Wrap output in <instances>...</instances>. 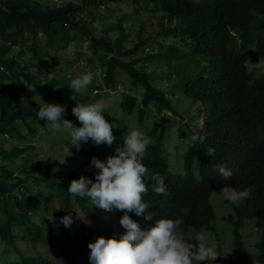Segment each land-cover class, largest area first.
Segmentation results:
<instances>
[{
    "label": "trees",
    "instance_id": "obj_1",
    "mask_svg": "<svg viewBox=\"0 0 264 264\" xmlns=\"http://www.w3.org/2000/svg\"><path fill=\"white\" fill-rule=\"evenodd\" d=\"M97 22L101 23L100 31L93 27ZM231 30H237L236 36L221 43L229 47L228 52L234 57L239 81L242 75H251L246 66L248 50L254 47L264 55V0H69L62 5L52 0H0V238L4 242L0 264H55L49 251L53 242L60 246V264H79L82 251L90 254L88 245L97 240L87 234L97 221L106 222L108 233L119 230L126 210L107 212L95 205L90 207L89 198L78 196L75 207L79 211L72 210L73 201L67 189L81 176L95 182L99 170H77L93 155L115 156L116 148L123 146L124 137L131 130L141 131L153 141L146 149L148 158L143 163L157 172L154 174L165 175L163 178L169 183V195L162 196L155 194L151 182L146 180L148 192L142 198L151 206L148 211L153 213L152 220L179 218L196 230H215L209 198L218 182L197 177L189 160L185 175L169 174L172 166L163 141L175 146L176 138L180 139L184 146L182 161L200 154L206 165L203 155L209 147L215 150V156L231 160L235 171L228 182L251 189L253 203L247 207L246 216L255 219L262 230L256 264H264V91L257 93L245 82L242 104L227 112L228 132L221 137L213 135L203 143L193 144L190 136L185 137L190 129L188 124L183 123L179 135L175 134L168 113L177 109L170 95L173 89L195 100L219 98L217 107L209 109L214 112L230 101L234 89L231 79L220 72L212 73L214 68L208 63L215 39L226 37L228 41ZM148 31L150 36L146 35ZM162 36L165 38L160 39ZM85 41L91 50L87 57L82 51ZM71 45L76 50L65 58L64 65L48 62L47 68L42 67L53 51L65 52ZM161 46L166 56L155 63L160 58ZM171 51L185 56L169 64ZM225 58L219 56L217 65H222ZM77 64H83V70ZM63 67L66 72L60 77L49 75ZM88 69L94 72L93 81L75 95L68 86ZM210 74L213 82L208 81ZM192 82L199 89L196 96L190 93ZM118 89L119 106L102 100ZM43 102L65 105L63 118L76 127H82L72 113L77 104L103 103L105 118L113 125L114 143L96 145L89 139L81 142L77 151L70 145L69 130L50 131L45 127L46 121L38 119L37 111ZM130 116L135 117L136 124L130 122ZM243 124L246 129H240ZM248 139V146L244 143L238 150L228 146ZM54 149L62 157L52 160L50 153ZM59 149L73 155H59ZM40 179L48 181L50 191L37 189V182L33 190L29 183ZM52 215L59 227L48 219ZM66 215L74 218L70 228L60 223ZM128 215L137 223L151 221L135 212ZM26 243H30L27 253L21 250ZM238 252L239 256L228 264H251L242 243H238ZM219 253L222 254L221 249Z\"/></svg>",
    "mask_w": 264,
    "mask_h": 264
},
{
    "label": "clouds",
    "instance_id": "obj_2",
    "mask_svg": "<svg viewBox=\"0 0 264 264\" xmlns=\"http://www.w3.org/2000/svg\"><path fill=\"white\" fill-rule=\"evenodd\" d=\"M52 1L55 2V0ZM58 5H60V3H58ZM236 31L237 30H231L230 34L232 35L228 37V41H225L226 37L215 39L213 54L209 56L210 61L208 64L212 65L214 68L212 73L220 72L225 78H230L234 86L230 101L224 107L214 112L209 109H212L214 106L217 107L219 98L195 100L191 96L182 93L179 89L170 91L173 102L177 105L176 111L168 112L174 125L173 132L179 135L180 127L182 125L184 126V124H188L190 129L187 131L185 137L190 136L193 144L197 142L203 143L213 135L221 137L224 133L228 132L227 128H225L227 112L229 110H236L242 104L243 95L245 94V82L257 93L264 91V55L256 52L254 47L248 50L249 58L246 62L247 71L251 75L248 77L242 75L238 81L237 75L240 71L237 70L235 72L234 70V57L231 58L228 52L229 47L221 43L230 42V38L236 36ZM163 38L165 37H160V39ZM222 55L226 57V60L222 65H217L216 60ZM165 56L166 50L162 49L161 46L160 58L155 63L161 61ZM182 56H185V54L180 51H171L168 58L169 64L173 59ZM250 58L252 59L251 62H249ZM257 61L259 63L258 67L255 65ZM249 65H252V69H250ZM1 69L4 68L1 67ZM158 70H161V68ZM92 81L93 74L86 73L72 79L68 87L74 90L76 95L86 89ZM208 81L213 82L212 74L208 77ZM198 92L199 89L195 86V82H192L190 84L191 95L196 96ZM117 94H119V91L112 92L111 95L112 97H117ZM175 96H181L182 98L201 104L196 111H188L190 116L197 119L196 122L178 119L182 115L181 109L184 106L178 104L175 100ZM114 100L117 99H113L112 102ZM72 113L81 122L82 127H76L72 121L63 118L66 114L65 105L43 102V105L40 106L37 111V116L39 120L46 121L45 127L50 131H59L61 128L69 130L70 145L75 147L77 151L81 149V142L86 143L89 139L94 141L96 145L107 144L111 146L114 143L116 137L113 135V125L105 118L106 114L104 112L103 103L96 102L88 105L77 104V106L72 109ZM203 113H206V116L202 119ZM242 114L243 112L240 118L243 116ZM245 127L247 126L243 124L240 126V129H246ZM190 131H193V133L191 134ZM176 140L178 142L175 146L173 142L163 141V149L172 166L169 174L185 175L187 161H191L197 170V177H207L208 179H215L216 182H218V186L213 191L211 190L212 192L209 198V204L213 207L215 216L221 207L231 203L238 213L236 224H240L243 218H248L246 216L247 207L253 203L251 189L236 187L234 184L228 182L233 179L235 171L231 160L223 156H215V150L209 147L207 154L203 155L207 160L206 165L203 163L200 154L192 155L186 161H182L184 146L180 143V139L176 138ZM249 141L248 139L245 142L229 144L228 146H230L231 150L233 148L238 150L244 143L248 146ZM152 143L153 141L143 132L131 130L125 135L123 146L116 148L117 154L115 156L112 154L104 156L93 155L83 168L77 170L79 173L93 172L98 169L100 171L95 176V182L84 176H81L79 180H73L71 182L67 191L70 193L69 195L74 206L77 201L76 196H78L80 198H89L90 207L95 205L107 212L126 210L120 220L119 230L116 232L108 233L105 228L106 222L99 223V221L96 220L97 223L95 228L92 231H88L87 234L97 240L89 243L88 247L91 250L90 254L87 250L82 251V255L78 258V263L228 264L229 260L223 258V256L227 255H223L221 245L216 242L215 236L211 231L207 230L206 227H203V229L199 231L183 223L179 218L152 220L153 213L148 211L151 206L144 202L142 198V194L148 192L149 184L146 183V180L151 182L150 186L155 194L162 196L169 195V183H166L163 178L165 175L162 174V177L159 174H154L157 172H153L149 164L146 167L143 163L144 159L147 160L148 158L146 149L147 147L150 148ZM67 150L69 151V147ZM106 158H108L106 163L101 161ZM92 164L96 169L93 168L94 166ZM87 166L89 167L84 170ZM181 168L183 169L181 170ZM221 188L223 189L221 190ZM215 194L216 196L213 199L212 197ZM237 202L239 203L238 205L235 204ZM129 212H135L136 215L143 216L145 219L151 221H141L137 223L128 215ZM102 214L110 216V213ZM78 216L80 219L85 220L79 214ZM48 219L59 227L53 215L48 217ZM0 221L2 220L0 219ZM60 223L70 228L74 223V218L71 215H66L60 218ZM205 234H209L214 240L207 241ZM206 242H213L216 248ZM29 244L30 243H26L22 245L21 250L27 253V248H24V246H28ZM55 247H58V249ZM3 248L4 242L0 238V252ZM218 248L221 249L222 254L219 253L220 249L218 250ZM59 250L60 246L58 243L54 248L49 250L53 254L55 264L59 262V257L61 256ZM46 253H48V251ZM220 256L221 259L218 258ZM215 260L217 261L212 262Z\"/></svg>",
    "mask_w": 264,
    "mask_h": 264
},
{
    "label": "rangeland",
    "instance_id": "obj_3",
    "mask_svg": "<svg viewBox=\"0 0 264 264\" xmlns=\"http://www.w3.org/2000/svg\"><path fill=\"white\" fill-rule=\"evenodd\" d=\"M69 0H55V3H60V5H62L63 3L67 2ZM79 1V0H77ZM94 29H97L98 31L101 30L102 26L100 22H97L96 24H93ZM147 36L151 35V32L148 31L146 32ZM136 31H133V37H136ZM89 46V42L85 41L83 43V47H82V51L84 52L85 57H87V55H91V50L88 47ZM69 49L65 52H60V51H56V52H52V54L45 59L42 62V67L43 68H47L48 67V62H53L52 65L55 66H62L66 63L65 58L67 57H71L73 54V51L76 50V48L71 45L68 48ZM252 59H249V62H251ZM51 65V66H52ZM80 66V68L83 70V64H77ZM75 66L78 69V66ZM257 67L259 65L258 61L255 64ZM50 66V67H51ZM85 66V65H84ZM86 67V66H85ZM250 69H252V65H249ZM63 72H66V68L63 67L61 69L58 70L57 73H49V75H55L56 77H60ZM92 70H87V73H92ZM94 73V72H93ZM94 76V74H93ZM96 81V80H95ZM97 81L100 82V79L97 78ZM164 86L167 85V82H161ZM119 91V89H118ZM117 97H112V95L110 96H105L102 98L103 101L105 102H109L112 103L113 105H115L116 107L119 106V94H117ZM113 99H117L114 100L113 102H111ZM175 100L178 102V104L183 105L184 107L181 109L182 111V115L178 118V119H182L183 121H189V122H196L197 119L194 118L193 116H190L189 114V110H197V108L201 105L199 102H193L192 100L186 99V98H182L181 96H175ZM116 107H113V109L116 112H119V109H117ZM206 116V113H203L202 115V119ZM129 120L132 124H136V119L134 116H130ZM27 136L29 135V132L26 131ZM6 139H8V135H6ZM51 137H55V135H51ZM15 141V140H13ZM56 153V149H54V152L50 153L51 155H53L52 160H54V158H60L62 156H58L55 154ZM68 153V151H62L61 149H59L58 154H65ZM69 156H72V153H68ZM67 154V156H68ZM107 159L101 160L103 162H107ZM92 163V161H91ZM93 165V164H92ZM91 165V166H92ZM94 166V165H93ZM89 166H87L84 170H86ZM94 169L95 166L93 167ZM183 168H181L182 170ZM99 170V169H98ZM100 171V170H99ZM35 182L37 189H44L45 191H50L51 187L49 186V183L47 180L45 179H40L39 181H33L30 182L29 184L32 186L33 190L35 191ZM223 188H221L222 190ZM33 192V191H32ZM216 194L213 195V199L215 198ZM57 202V201H56ZM236 205H238L239 203H235ZM54 205V204H53ZM43 206V204H41V207ZM71 209H77L76 211H79L77 207H75L73 204L71 206ZM82 215V212H81ZM83 217V216H82ZM234 217V218H233ZM238 219V213L237 210L234 206H232L231 203H229L228 205H225L223 207L220 208V210L217 212L216 216L214 217V220L212 222V225L214 226V231H212L213 235L215 236V240L217 243H219L221 245L222 251H223V255H227V256H223L224 259H228L231 260L232 258H237L239 256V252H238V243H242V247L245 249V251L248 254V257L251 261V264H256V258H257V253H258V243L260 241L261 235H262V230L259 229L256 225H255V219H249V218H243L241 220L240 224H236V220ZM206 236V240H214V238L212 236H210L209 234H205ZM54 244H57V242H53ZM50 244V249H52V244ZM207 243V242H206ZM211 246L213 245V242H209L207 243ZM24 248H27V246H24ZM212 261V262H216ZM206 262V261H203ZM59 262H57V264H59Z\"/></svg>",
    "mask_w": 264,
    "mask_h": 264
}]
</instances>
